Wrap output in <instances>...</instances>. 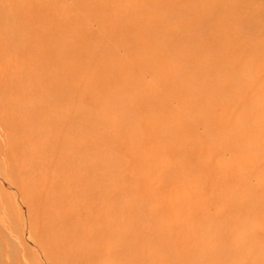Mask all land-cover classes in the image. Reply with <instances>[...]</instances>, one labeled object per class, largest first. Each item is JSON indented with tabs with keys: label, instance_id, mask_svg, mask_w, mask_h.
Instances as JSON below:
<instances>
[{
	"label": "bare ground",
	"instance_id": "1",
	"mask_svg": "<svg viewBox=\"0 0 264 264\" xmlns=\"http://www.w3.org/2000/svg\"><path fill=\"white\" fill-rule=\"evenodd\" d=\"M64 1L0 0V156H5L4 164L12 165L13 167L11 172L9 169L1 167L2 164H0V264H34V258L45 262L44 255L34 239L35 232L29 225V215L32 209L36 216L45 220H52L56 235L60 236V240L67 246V255L59 261V264L150 263V254L156 256V253L154 251L149 253L143 248L141 242L145 239L154 238V235L157 237V234H162L159 231L161 229L156 228L155 233L146 234L143 231L135 230L131 225L132 220L128 218H124L122 221L123 235L120 240L126 245V250L123 251L125 254H120L124 256V259L121 256L118 258V256L108 254V238H110L111 233V229L107 225L110 220L109 215L118 217L119 214L130 211L123 204V200H119L121 192L132 194L134 193L133 189H135L136 192L149 194L146 196L149 200L156 195L159 196V194H150L152 188L147 183L157 176L160 171L165 170L166 172L170 171L168 173L170 176L174 174V179L180 178L177 182L178 184H176V189L172 190L171 188L170 190L172 191L169 192L173 193V191L177 190L181 195H189L196 184V173L203 175L208 180L214 176L213 173L215 171L213 168L217 172L215 175L223 173L233 166L240 165L244 168L245 162L241 159L237 147L218 149L220 141L218 131L221 129H223L227 137H234L232 141L237 143L238 146L246 147V144H249V147H252L251 153L256 150L257 152L253 155L257 158V161L260 156L264 155L263 148L262 151L258 150L263 143L260 140L264 138V94H260L259 99H257L255 92L257 88L254 85H252V88L250 87L252 89L250 97L246 94L247 92L245 93L246 96H244L240 91L245 88V83H249L245 82L248 77V74H246L249 71L248 67L252 65L253 67L257 65L264 66V55L261 56V47L264 44V5L261 4L262 1L260 2V0H232L233 2L231 0H224L223 2L220 0H200V3L197 2L198 0H183L182 2L180 1L181 3L169 1L168 4L171 5L166 4L163 0H104L103 5L94 2L93 6H91L90 0H85L84 10L86 13L89 11L91 14V10H93L98 18H103L105 22H108V26L104 23L101 25L98 20L97 29L92 30L90 27L95 25L96 21H92L89 18V20H81L77 13L75 19L70 16L64 17L63 20L61 19V9L64 6ZM67 1L70 3L69 5L77 4L75 0ZM217 1L221 4H217ZM187 7L193 9L194 17H207L211 20V25L215 24V30L219 31L218 35L214 33L215 31L208 32L204 30L202 32L196 30L191 33L190 40L199 44L194 57L196 58L195 55H199L201 51L200 56L203 54V59H205L204 61L201 60V63L199 62V69L212 70L207 67L206 63L208 62L212 65L210 58L212 53L217 50H223L227 53V58H223L229 62L223 60L224 62L221 61L222 63H220L217 59L221 60L222 56L213 54V64H218V68L229 65L227 68L224 67L225 73L230 76L234 75L236 79L234 80L238 83L235 85L232 77L230 79L232 80L231 84H223L227 88L229 87L230 90L238 89L235 92H241L245 97L244 99L237 97L242 102L238 106H236L237 102L234 106L231 101L234 108L237 107L234 109V114L226 109L227 117L225 115V117L222 116L221 120L216 123L218 127L215 132L216 126L205 125L207 124V122L205 123L206 119L203 123L204 126L199 127L198 124L199 128L195 127L196 125L192 126L193 122L191 123L189 115V112L192 114L191 111H187L188 116H184L181 109L179 111L181 113H179L172 109V105L169 104V99L172 98L171 94L173 92L177 97H180V94L175 92V89L180 91L179 86L175 89L173 87L174 83L172 80L174 78H171L173 76V72L171 73L173 66L171 65L175 59V55L173 56L172 54H180L188 48L184 40H182L180 46H174L175 38L178 35L177 33L174 37L176 30L181 29L189 22L188 20L175 21L176 15L181 8ZM228 9L233 12V15L236 14L234 17L231 16V19L235 21H243L245 18L243 13L250 20L251 18L252 20L255 19L251 24L249 23V28L256 25V23H260L253 30L256 32L246 35L245 38L243 37V41L235 33L232 32L234 36L231 31L225 30L227 19L229 23L231 19L227 18L225 19L226 21H223L219 19L220 17H214L223 13H227L229 16ZM256 14L261 15L259 19ZM132 17L135 19L136 24L134 25L130 21ZM245 25L246 23L243 28L247 26ZM235 26L238 27L237 25ZM236 27L231 29H236ZM260 30L263 31L260 34L259 32L256 34ZM71 34L73 35L71 36ZM237 34L242 35L241 32ZM137 35L140 37L134 42V38ZM69 42L70 44H68ZM229 45H233L236 50L238 49L240 54H234L233 56L234 52H230L233 50L228 48ZM116 46L124 48V57L115 58V51L109 54L111 51L116 50ZM69 48H71V53L76 58H83L86 61L83 64L84 66L80 65L81 61L78 63L80 66L70 61L66 62V64L69 63L67 66L64 64L62 59L71 55L68 53L70 51ZM108 54L109 57H107ZM161 57L169 58V63L163 65ZM243 58L248 59L247 62L245 61L246 64L240 62ZM71 59L74 58L72 57ZM116 60L118 61L116 62ZM63 65L65 66L63 67ZM230 67L234 69L226 70L228 68L232 69ZM79 69L84 71L79 72ZM132 72L139 78L141 77L139 73H145L147 78L158 77L164 86L161 89L154 88L155 90H150L151 92L144 90V94H137V89L131 95V88L128 83L133 78H136ZM244 76L246 77L245 81H243ZM140 79L146 81L143 76ZM199 79L196 80L200 83ZM251 79L252 76H250L249 80ZM263 79L264 76L257 79V81L252 80L253 83H251L257 84V87H259L258 85H261L259 81H264ZM208 86L214 87L212 85ZM214 89L217 88L215 87ZM221 90H219L220 93ZM207 91L209 92L210 90L207 89ZM215 91L218 92V90ZM263 91L264 88L262 87L260 92ZM152 92L157 94L155 95ZM174 94L172 95L175 96ZM215 96L218 97L217 95ZM20 97L26 100L22 101ZM219 98H221L220 95L217 99L218 101H223L221 100L222 98ZM180 101L182 102V100ZM227 102H225V105L228 104ZM173 107L175 108V106ZM68 109L73 110L74 115H69L66 112ZM111 109L114 111L120 109L121 115L127 121L132 116L135 119L139 118V121H136L135 125L131 126L125 123L124 120H120L116 126L118 130L113 128L109 132L104 128L100 130L99 138L101 144L107 146L109 151L117 146L118 152H121L120 147L128 145V149L121 153L123 155L121 156L123 158L121 162L123 164L128 160L132 162V165H128L130 168L127 169L130 175L127 174V177L120 180L125 184H112V181L116 179L115 176L106 181L109 183L108 189L110 191L109 205L107 207L97 203V199L100 196L94 197L95 179L92 169V154L96 148L97 141L92 118L87 121L84 114L95 111L99 117ZM200 112L203 113L204 111L201 110ZM16 113L19 114L16 115ZM244 113L247 116L245 119H243ZM203 114L201 115L202 118L209 115L207 112V116L206 114L203 116ZM163 115L166 116L165 119L162 118ZM201 116L199 115L200 118ZM16 117L19 119L18 123H15ZM229 117L233 118L236 124H233L230 130H226L230 123L227 125L224 119L227 120ZM25 118H29L31 122L38 125H29L24 120ZM193 119L197 121V118ZM211 124L213 125V122ZM133 132H142L144 140L151 137L149 138L151 142L148 141L149 143L144 142L143 144V141L141 143L135 141L132 138ZM237 133L241 137L237 136ZM161 134L169 138L168 144L161 145V141H158L156 135ZM112 137H114V142L110 139ZM206 137H209L208 139L212 138V140L207 142L204 139ZM185 138L186 142H183ZM110 141H112V144H109ZM163 141L166 142L168 140ZM195 144L200 145L199 149L202 148V151L194 155V157L198 155L196 164L191 161H184L186 169L194 172L185 173L186 171H181L182 169H174L168 165V162L176 161L175 158H177V162L182 161L183 157L180 156L186 155V153L189 154L188 147H190V151H196L197 146ZM178 149H181V153L174 158L173 155ZM193 153L195 152L193 151ZM189 155L191 156V154ZM149 156L157 158L160 163L155 168V173L152 177L147 175L148 171L152 169L149 164L147 165ZM141 157L147 170L145 175L141 176L142 178L137 179L132 174L136 173V171L133 172L134 170H139L137 163ZM126 158L129 159L126 160ZM209 161L215 162L217 164L216 167L214 164H210ZM258 167L254 169L256 174L251 182V189L257 192L264 191V180L261 181L259 175L261 167ZM33 172L38 173L37 176L40 175V179L23 194L19 193L10 183L6 184V181L11 179L16 173L23 179H28ZM204 172H207L208 176ZM138 174H140V171ZM262 174L264 176V168ZM36 180L37 177L35 178ZM49 181L51 183L48 184ZM162 181L166 182L167 180L163 178ZM127 185L129 188H127ZM57 188L60 190V195L55 197L54 191ZM50 191L53 195L48 201L40 205L36 204L40 197H46ZM4 198L14 207L15 215L9 209ZM151 201L154 203L153 200ZM253 201L260 207L264 204V197L257 194L253 197ZM169 202V205L162 206L166 216L169 213L171 214L166 219V222L163 221L167 230H163L164 233L160 235V238H162L161 244L156 247L175 255L179 253V248L171 246L169 239L166 237L167 232H171L175 236L176 241L179 238L187 242V239L190 238L193 241L188 243H192L194 246L199 243L201 245L206 243V248H210L208 252L221 258L220 260L223 263L221 262L220 264H224V262L231 264L232 257L236 255H232L233 249L230 248L224 257L222 252L218 250V247L221 250V245L214 244L209 247L208 240L212 238L215 241L218 237L225 236L228 240L227 243L230 242L229 245L233 246L231 237H236L238 231L245 224H227L226 228L222 230L210 223L213 218L208 217L207 211H201L196 208L191 201H184L182 196L172 198ZM181 207L185 209L180 210L179 219H172L171 217L176 215L177 209ZM148 208H152L154 213H148ZM134 210L140 213L137 219L139 221L138 226L147 225L149 227L152 226V216L154 214L159 215L158 213L162 211L157 210L152 205L139 206ZM160 217L166 218L163 214ZM215 217L218 216L215 215ZM157 222L158 220L156 221V226ZM180 223L183 227H188L189 230L182 232L179 229ZM34 224L36 225L37 222H34ZM260 226H262V222ZM170 227L172 231H170ZM252 227L254 226L252 225ZM50 228V231L53 230ZM178 234L183 237H178ZM256 236L255 245L257 246H254L252 240L249 239V245L243 249L244 251L242 250V252L247 254V263L249 264H255L256 259L264 262V243L259 241L263 240L264 242V236ZM241 237H246H244V232ZM26 240L27 243L25 242ZM58 242L56 241V244L53 245L54 249L52 252L57 250ZM147 242L149 241L147 240ZM243 244L245 245V243ZM193 245L188 247H193ZM157 251L160 250L157 249ZM208 252L205 253L208 254ZM210 256L209 254L205 255V261L208 262ZM237 259L235 258L234 260ZM211 261L212 259H210V263Z\"/></svg>",
	"mask_w": 264,
	"mask_h": 264
},
{
	"label": "rangeland",
	"instance_id": "2",
	"mask_svg": "<svg viewBox=\"0 0 264 264\" xmlns=\"http://www.w3.org/2000/svg\"><path fill=\"white\" fill-rule=\"evenodd\" d=\"M84 1L85 0H80V1L79 0H77V1L75 0V2L77 4L69 5L70 3L67 0H65L64 1V6L61 9V12H62L61 19L63 20L64 17H66V16H70L73 19H75L76 18V13H77L78 16H80L81 20L89 18L92 21H96V24L92 25V27H90L92 30L97 29V24H98L97 21L98 20H99V22H101V25L104 23V24H106L108 26V22L107 21L105 22L104 21L105 19H103V18L99 17L100 18L99 19L97 17V15H95V12L93 10H91L92 11L91 14L89 13V11L86 13V11L84 10V7H85ZM163 1L166 4H168L169 1L172 2V3H181L183 0H163ZM174 1H179V2H174ZM220 1L223 2L224 0H220ZM233 1H235V0H233ZM233 1L231 0V2H233ZM94 2L100 3L101 5H103L104 0H90L91 6H93ZM197 2L200 3V0H198ZM260 2H261V4L264 5V0H260ZM229 3H230V1H229ZM217 4H221V3H219V1H217ZM168 5H171V4H168ZM263 10H264V8H263ZM227 12H228L229 16L227 15V13H223L222 12L223 13L222 15L215 16L214 18H219L220 17L219 19H221L223 21H226L225 19H227V18L231 19L232 17H234L236 15V14L233 15V12L232 11L230 12L229 9H228ZM243 14L245 15V16L241 15V16L245 17L243 19V21L239 22V21H235L234 19H231L230 23H229V21L227 19V21H226L227 26L225 27V30L228 29L229 32L231 31L232 35H234L233 33H235V35L236 36L238 35L239 37H241L242 40L245 38L246 35L248 36V35H250V33L256 32V31H253V30H254V28L256 29L258 27L257 25L260 24V23L259 24L256 23V25L252 24L253 25L252 26L253 29H252V27L249 28V26H250L249 23L251 24V22L255 21V19L252 20V18H251V20H250V18L247 17V15L245 13H243ZM176 16H177V18H176L175 21L188 20L189 22H188L187 25L183 26L181 29L176 30V33L174 34V37L176 36L177 33H178V35L175 38L174 46H176V47L180 46L181 43H182V40H184L186 45L188 46V48L187 49L185 48L186 50H184L182 52L180 51L181 52L180 54H178V53L177 54L176 53L172 54L173 56L175 55L174 58L176 60L174 59V62H176L177 64L173 62L174 64L172 63V65H171V66H173L172 67L173 69L171 70V73L173 72L172 73L173 76L171 78L175 79V80L174 79L172 80V82L174 83L173 84L174 85L173 86L174 89L177 86H179V88H180V91H177L175 89V92H178L180 94V97H177L176 94H174V92H173L172 94H174L175 96H173L171 94L172 98L169 99V101L172 102V103H170L169 101L168 102H169V104L172 105L171 108L175 109L177 112H179L180 109H181V112H182V114L184 116H188V112L191 111L193 115L190 112H189V115H190V118H191V123L193 122L192 126L196 125L195 127H198L197 124L199 125V127L204 126L203 123H204V121L206 119L205 123L207 122V124H205V125L214 126V127L216 126V129H214V132H215L217 130V127H218V124H216V123L221 120L222 116L225 117L227 115V113H226L227 110H228V112L231 111L234 114V109L237 108V107L234 108V106L236 105V102H237L236 106H238L239 103H242L241 101H239V98L240 99H244L245 98L244 96H246V94L249 97L251 96L250 93L252 92V89H251L252 85L256 86V88H257V90H255V92L257 94L256 96L258 97L257 99H259V95L260 94L261 95L264 94V91L260 92V90H262V87L264 88V81H259V84H261V85H258L260 87V89H258L259 87H257V84H252L253 83L252 80L253 81L254 80L257 81V79H259V78L264 76V73H263L264 66L261 67L260 65H257L256 67L255 66L253 67V65H252V66L248 67L249 71H247L248 73H246V74H248L247 81H245L246 80L245 76H244L243 81L249 82V83H245V86L243 84V86L245 88L242 89L243 87L241 86L242 90H240L242 92V94H244V96L241 94V92H235L236 90L238 91V89H236V90L232 89L233 91L230 90L229 87L227 88L226 85L231 84L232 80H233V83L235 85L238 82L235 81L236 79L234 78V75L230 76L227 73H225V68H227L229 65H224V66H222L223 68L222 67L218 68V64H216L215 61H214V63L216 65L213 64V58H212L213 54H217L218 56H222L221 60L217 59L218 61H220V63H222L221 61H223V60L225 62H229L227 59L226 60L224 59V58H227V53H225L223 50H217V51L213 52L212 55L210 56L212 65L209 64L208 62L206 63L207 67L211 68L212 70L209 69V71H207V69H203V70L199 69V62L201 60L204 61L205 59H203V54H202V56H200V54L202 53L201 51L199 52V55H195L197 59L194 57V54H196L195 52L199 48V44L197 42H193V41L190 40L191 33L196 31V30H200L201 32L203 30L204 31H208V32L215 31L214 32L215 34H217V33L219 34V31L215 30V24L211 25V23H210L211 20H209L207 17H201V16L194 17L193 9L191 7H187V8H184V9L181 8L179 10V13ZM256 16H259V17H257L259 19L261 15L260 14H258V15L256 14ZM90 17H92V18H90ZM134 20L135 19L133 17L130 19V21H132L133 25L136 24ZM231 23H234V24H231ZM245 23L247 25V26L245 25L246 29L243 28ZM235 25H237L238 27H236ZM152 26L154 27L153 24H152ZM232 27H234V28L236 27V29H231ZM262 27H263V25H262ZM171 28H173V27H171ZM261 31H263V30L257 31L256 34H258V32L260 34ZM240 32H241L242 35L237 34V33H240ZM244 32H245V35H244ZM72 35L73 34H71V36ZM138 37H140V36L137 35V37L134 38L135 39L134 42L136 41V39ZM243 41H242V43L245 44ZM71 42L74 43L73 41H71ZM68 44H70V42ZM233 45H229L228 46L229 49L232 48L233 51H230V52H234L233 56H234V54H240L239 50L238 49L236 50V48ZM116 47H117L116 50L111 51L109 54H111L112 52L115 51L114 52V57L115 58H118V57H121V56L124 57L125 56L124 55V51H125L124 48L123 47H118V46H116ZM69 50H68L69 51L68 53H70L72 56L70 55L71 57L68 56L67 58L62 59L64 64H66V62H68V61H70L72 63L74 62V64H78L81 61L80 65H83V64L86 63V61L83 58H79V59L76 58L73 55V53H71V51H72L71 48H69ZM261 51H262V54H261V52H260V54H261V56H263L264 55V53H263L264 52V44L261 47ZM109 54L107 55V57H109ZM72 57L74 59H71ZM68 58H70L71 60L68 59ZM81 59L83 60V62H82ZM161 60H162V64L163 65H166L170 61V59L167 58V57H161ZM247 60L248 59L243 58V59L240 60V62L246 64ZM117 61L118 60H116V62ZM209 62H210V59H209ZM68 64L69 63H67L66 66ZM64 66L65 65H63V67ZM230 68H232V69L228 68L226 70H233L234 69L233 67H230ZM82 71H84V70L79 69V72H82ZM195 71H196L197 74L195 73ZM250 72H252V73H250ZM132 73L136 76V78H133L128 83L129 87L131 88V91H130L131 95H133L137 89H138L137 94H140V93L144 94L146 90L150 91V90H155V89H161V88H163L162 86H164V84H162V82L159 80L158 77L147 78V75L145 73H142L143 75L141 73H139L140 74L139 76H141L140 78H142V76H143V79H146V81H142L134 72H132ZM194 73H195L196 76L194 75ZM250 76H252L251 80H249ZM195 78L196 79L200 78L199 79L200 83ZM231 78H232V80H230ZM221 81H222V86H221ZM223 81H225V82H223ZM260 82H262V83H260ZM223 83L224 84L227 83V84L224 85ZM216 84H218V85H216ZM208 85H212L214 87L211 88V86L209 87ZM218 86L219 87L221 86L220 89H218L219 88ZM215 87L217 89H214ZM239 88H240V86H239ZM207 89H209L210 91L208 92ZM215 90H218V92H216ZM219 90H221V93H220ZM153 94L156 95L157 93H153ZM214 94L217 95L218 97L220 95V97L222 99L221 98H219V99H221L223 101H218V99H217L218 97H216ZM227 95H229V96H227ZM225 96H226L227 99L225 98ZM237 97H239V98H237ZM198 98H200V99H198ZM20 99L22 101L26 100V99H22L21 97H20ZM215 99H217V100H215ZM180 100H182V102ZM231 101L234 103V106H233V103ZM225 102H227L228 104L225 105L226 104ZM173 106H175V108ZM232 106H233V108H232ZM185 108H187L188 110L185 109ZM198 108H199V111H201V110L204 111L203 112L204 114L202 112L199 113ZM66 112L69 115H74V111L71 110V109L66 110ZM91 112L92 113L86 112L84 114V117H85V119L87 121L91 120V118H92V122L94 124V130H95V138H96V141H97L96 142V148H95V150L93 151V154H92V169H93V175H94V179H95V194H94V197H99L100 196L97 199V203L105 205V206L108 207L109 198H110V191L108 189L109 183H107L106 181L114 178V176H115L116 179L112 181V184H118V183H119V185L125 184L124 182H121L120 180L125 178V177H127L128 175H130V173L127 172V169L130 168L128 165H132V162L130 160H128L129 158H126V160H128V161L125 164H123L121 162V160H123V158H121V156H123V155H121V153L124 152L126 149H128L129 146L125 145V146L120 147L121 148V152H118V147L117 146L113 147L112 150L109 151L108 147L102 145L101 142H100V138H99L100 130L103 129V128L107 132H109L111 130V128H113L114 130H118V128H116V126L118 125V122L120 120H124L125 123H127L128 125L134 126L136 121H139V118L135 119V117L132 116L131 119L129 121H127L126 118H124L123 115H121L120 109H118V111H114V110L111 109V110H109L107 112H104L99 117H98V113L97 112H95V111H91ZM181 112H179V113H181ZM206 112L210 115V116L208 115V117H210V118L204 116L206 114ZM197 113L200 116L203 114L204 118H202V116L200 118ZM18 114L19 113H16V115H18ZM195 114H196V116H195ZM206 116H207V114H206ZM243 117H242L243 119H245V117H247L245 113H244ZM162 118L165 119L166 116L163 115ZM167 118H169V117L167 116ZM193 118H197V121L195 119H193ZM192 119L195 120L196 122L193 121ZM201 119H202V121H201ZM230 119H231V117H229V119H227V120L224 119V122L227 125L230 123L229 126H227L226 130H230L232 128L233 124H236L235 123L236 121L233 118L231 119V122H233V123L230 122ZM24 120L26 122H28L29 125H33V126L38 125L37 123L31 122L29 118H25ZM18 122H19V119H18V117H16L15 123H18ZM212 122H213V125L211 124ZM42 127H43V125H42ZM240 132H241V130H240ZM142 135H143L142 132H138V133L137 132H133L132 133V138L135 141L140 142V143L143 141V144H144V142L145 143L151 142V139H149L151 137H149L148 139L145 138L146 140H144V137ZM204 136H205V134H204ZM237 136L241 137V135L239 133H237ZM156 137H157L159 142L161 141L160 142L161 145L168 144V142H169V138L167 136H165L164 134L156 135ZM218 137H219V140H220L218 149L222 150V149H225V148L237 147V149H238V151L240 153L241 159H243L244 162H245V167L243 168L240 165L239 166H233L232 168L228 169L227 171H225L223 173H220V174H216V175H215V173H217V172L212 167L213 170L215 171L213 173L214 176L210 177L208 180L203 175H200V174L196 173V176H195L196 184L192 188V191L190 192L189 195H181L177 190L173 191V193L169 192V191H172V190L176 189V187H177L176 184H178L177 182H178V180H180V178L174 179V177H173L174 174L172 176H170V175H168V173L170 171L166 172L165 170L160 171L157 176H155L149 183H147V185L152 188V192L150 194H155V195L159 194V196L156 195V196H154L153 198H151L149 200V199L146 198V196L149 195V194L136 192L135 189H133L134 193H132V194H126L125 192H121L120 195H119V200H123V204L130 211L126 212V213L119 214L118 217H111V215H109V219L110 220L108 221L107 225H108V228L111 229V233H110V236H109L110 238H108V242H109L108 254L110 253L113 256H118V258H120V256H121L124 259V256L120 255L121 253H123V251L126 250V245L122 241H120L121 240V236L123 235V231H122L123 222L122 221H123L124 218H128V219L132 220L131 225H132L133 228H135V230L143 231L146 234H153V233H155V229L158 228V229H161L159 231L162 232V234H163L164 231L167 230V228L164 226V222H166V219L168 218V216H171V214L169 213L166 216L164 210H162V206L169 205L170 204L169 201L172 198H177L178 196H182L184 201H186V202L187 201H191V203L196 208L200 209L201 211H207L208 217L209 218H213L210 223L216 225L218 228H220L222 230L226 228L227 224H232V223H234V224H239V223L245 224V226L242 227L238 231V234H237L236 237L235 236L231 237V241L233 243L234 248H233L232 245H229L230 242L227 243L228 240L226 239L225 236H220L215 241L212 240V238H210L209 239L210 241L208 240V242H209L208 245H209V247L213 246L214 244L215 245H219V246L221 245V250H220L219 247H218V250H219V252H222V256H224V257L226 255V252L230 248L233 249L232 255H235V254L236 255L232 257L231 264H234V263L238 264V262H239V264H244V263L245 264H249V263H247L248 262V260H247L248 256H247V254L245 252H242V250L245 249L246 246L249 245V243H250L249 239L252 240V243H253L254 246H257V245H255V239L257 237L256 235L264 236V204L259 207V205L255 204L254 201H253V197L255 195H257V194H259L262 197H264V191L257 192V191H254V190L251 189V182H252L253 176L256 174L254 172V169H256V167H258V166L261 167L259 175L261 177L260 178L261 181L264 180V176L262 174V170L264 168V158H263L264 155H262V156H260L258 158L259 163L257 164V162H258L257 158L253 155L257 151L254 150L251 153L252 147H249V144H246L248 147L247 146L246 147L238 146L237 143H234L232 141L234 139V137H227L224 134L223 129L218 131ZM163 138H165V139H163ZM208 138L209 137H206L204 139H206L207 142L212 140V138H210V139H208ZM110 139H112L113 142H114V137H112ZM163 140H168V141L165 142ZM246 141H248V140H246ZM261 141L263 143H262V147L258 148L259 151H262V148L264 149V138L261 139L260 142ZM183 142H186V138L183 139ZM109 144H112V141H110ZM251 144H252V142H251ZM195 145L197 146L196 151L193 150L195 153H193V151H190V147H188L187 150L189 151V154H191V156L188 153H186V155H181L180 157H183V160L180 161V162H177V158H175L181 153V149H178L173 155V157L175 158L176 161H173L174 163L172 161H170V163L168 162V165L170 167L174 168V169L175 168H178L179 170L182 169L181 171H186L185 173L194 172L193 170H187L186 169L187 167L185 166L184 161H187V162L191 161V162H194L196 164V157L198 155L195 156V157H194V155L198 154L199 151H202V148H200L201 149L200 150L199 149L200 145L199 144H195ZM252 146H253V144H252ZM187 155H189L190 157L187 156ZM184 156H185V159H184ZM149 157L148 158H149V162L150 163L147 162V165L149 164L150 168H152V169L148 171L147 175L149 177H152L154 175V173H155L154 172L155 168H157L158 164H160V163H159V160H157V158H154L153 156H149ZM4 161H5V156H3V155L0 156V164H2L1 167H5V168L9 169L12 172L13 171L12 165H6V164H4ZM209 163L210 164H214L215 167L217 165L215 162L209 161ZM137 168H139V170L138 171L134 170L133 172L136 171V173H133L132 175H134L137 179H139V178H142L145 175V172L147 170L146 166L144 164V160H143L142 157L139 158V160H138ZM258 169H259V167H258ZM139 171H140V174H138L139 175L138 176L137 173H139ZM121 172H123V173H121ZM141 172H142L143 175L141 174ZM204 173L208 176L207 172H204ZM37 174L38 173L33 172V173H31V175H30V177L28 179H23L21 176L18 175V173H16L11 179L6 181V184L10 183V185H12L16 190H18L19 193L23 194V192H25L26 190L30 189L35 183L38 182V180L40 179V175L37 176ZM35 176L37 177L36 181H35V178H36ZM163 178H165L167 181L166 182L162 181ZM49 183H51V182L49 181L48 184ZM127 188H129L128 185H127ZM171 188H172V190H170ZM81 192H82V190H81ZM54 194H55V197L60 195L59 188L55 189ZM52 195H53V193L50 191L46 197H44V196L40 197L37 200L36 204L40 205L41 203H44V202L48 201ZM151 200H153V202L156 205L154 203H152ZM5 201H6V204L8 205V207H9V209L13 213V215H15L14 207L6 199H5ZM146 205H152L153 207H156L157 210H162L160 212L157 211V212H159L158 213L159 215L154 214L152 216L151 220H153V222H152V226L151 227H149L147 225H139L138 226L139 221L137 219L140 216V213L134 210L136 207L146 206ZM19 208H20V206H19ZM181 209H185V208L181 207L180 209H177V214L172 216L171 218L172 219H179L180 216L178 214L180 213ZM147 212L148 213H154V210L152 208H150V209L148 208ZM161 214L165 215L166 218L163 219L162 217H160ZM215 215L218 216L219 218L215 217ZM157 220H158V222H157V226H156V221ZM189 220L191 221V218ZM159 221H160V223H159ZM257 221H259V222H257ZM34 222H37V224L35 225ZM261 222H262V226H260ZM250 224H251V226H250ZM29 225H30V228L35 232L34 239H35L38 247L41 249V251H42V253L44 255V258H45V262L43 260L40 261L38 258H34V261H35L34 264H59V261L67 255V246H65V244L60 240V236L56 235V231L53 229L52 220L51 219L45 220V219H43V218H41L39 216H36L34 214L33 209H32V211H31V213L29 215ZM252 225L254 227H252ZM193 226H194V228H196L195 225H193ZM49 228L53 229V230L50 231ZM179 229L182 232H185V231L189 230L188 227H183V225L181 223H180V228ZM170 231H172L171 227H170ZM241 231L244 232V237L246 236L245 238L241 237V236H243V232H241ZM162 234L161 233L157 234V237H156V235H154V238L152 237V238H149V239H145L144 241L141 242V245L143 246V248L145 250H147L149 253H151L152 251H154L156 253L155 254L156 256H153V255L150 254V259L149 260H150L151 264H169V262H170V264H176V263L186 264L188 261H189V263H187V264H211V263L212 264H215V263L216 264H220L222 262L220 260L221 258L218 257V255L214 256V254H212L211 252H208V251H210V248H206V243H203L202 245H201V243H199L196 246H194L192 243L189 244L190 242L193 241L190 238L187 239L188 240L187 242L183 241V240H180L179 238H178V241H176L175 240V236L172 235L171 232H167V236L166 237L169 239V241H170L169 244L171 246H173L175 248L176 247L179 248V253H177L175 255L174 253L173 254L171 252L168 253L167 251H164L163 249L157 248L156 246L161 244L162 238H160V235H162ZM239 234H241V235H239ZM178 237H183V236L181 234H178ZM224 237H225V239H224ZM147 240L151 243V245H150L149 242H147ZM219 240H221V241H219ZM240 240L242 241V243H241ZM56 241H59L58 242L59 246H58V248H57V250L55 252H52V250L54 249L53 245L56 244ZM199 241H201V240H199ZM212 241H213V244H212ZM259 241L261 243H264L263 240H259ZM25 242L27 243V240ZM222 242H223V244H221ZM243 243H245V245ZM152 245H153V247H152ZM189 245L190 246L193 245L194 248L190 247L191 248L190 249L188 247ZM227 245H228V247H226ZM235 247H237V248H235ZM157 249H159L161 252L157 251ZM193 249L194 250L196 249V250L194 251ZM234 250H236V251L234 252ZM183 251H184V253H182ZM164 252L167 253V254H165ZM205 252L206 253L208 252L209 256H210V253H211V256L209 257L210 259H212L211 263H210V259L209 258H208L209 259L208 262L205 261L204 257H205V255H208ZM50 253H52V254H50ZM161 253H162L163 256L161 255ZM123 254H125V253H123ZM241 256H243V257H241ZM162 258H164V259H162ZM195 258H196V260H195ZM235 258L236 259L238 258V259L234 260ZM107 259H108V257H107ZM214 260H216V261H214ZM184 261H186V262H184ZM195 261H196V263H194ZM257 261H258V259L255 260V264H264V262L262 260H260V259H259L258 262ZM150 263L147 262L146 264H150ZM224 264H228V263L224 262Z\"/></svg>",
	"mask_w": 264,
	"mask_h": 264
}]
</instances>
